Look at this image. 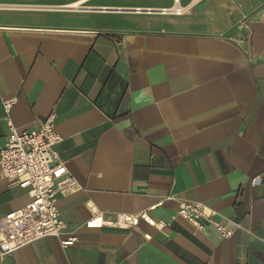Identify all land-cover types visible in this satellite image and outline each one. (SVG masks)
<instances>
[{
  "label": "crops",
  "instance_id": "crops-1",
  "mask_svg": "<svg viewBox=\"0 0 264 264\" xmlns=\"http://www.w3.org/2000/svg\"><path fill=\"white\" fill-rule=\"evenodd\" d=\"M73 1L0 0V150L16 97L19 131L54 115L78 182L58 197L61 236L0 264H264V0ZM177 6L187 12L154 11ZM29 201L0 172V218ZM181 201L233 235L196 230ZM94 204L168 226L87 228Z\"/></svg>",
  "mask_w": 264,
  "mask_h": 264
},
{
  "label": "built area",
  "instance_id": "built-area-1",
  "mask_svg": "<svg viewBox=\"0 0 264 264\" xmlns=\"http://www.w3.org/2000/svg\"><path fill=\"white\" fill-rule=\"evenodd\" d=\"M136 11H141V8ZM146 11L153 10L147 8ZM154 11L166 10L162 8ZM16 101V97L3 100V108L8 115L9 135L7 144L0 150V172L5 180L27 189L30 201L23 208L0 218V257L44 237H60L65 222L60 217L58 197L78 189L77 180L71 175L57 150L64 138L55 129L54 115L42 120L37 130L19 131L9 119ZM91 208L92 216L85 222L87 228L110 226L133 229L141 221L161 230L168 226L162 220L153 219L148 211L136 215L118 213L111 219H106L98 205H91ZM178 215L198 231L214 228L225 238L233 235L234 230L218 218L215 210L202 202L181 201ZM75 241L76 237H69L62 240L61 244L66 248Z\"/></svg>",
  "mask_w": 264,
  "mask_h": 264
},
{
  "label": "bare ground",
  "instance_id": "bare-ground-1",
  "mask_svg": "<svg viewBox=\"0 0 264 264\" xmlns=\"http://www.w3.org/2000/svg\"><path fill=\"white\" fill-rule=\"evenodd\" d=\"M87 0H76L71 2L69 5L72 7H76V8H80L84 5V3H86ZM69 8V7H68ZM166 11L165 12H161L162 14H169V13H174L176 15H182L184 14V12H187L188 7H173V8H163Z\"/></svg>",
  "mask_w": 264,
  "mask_h": 264
},
{
  "label": "rangeland",
  "instance_id": "rangeland-1",
  "mask_svg": "<svg viewBox=\"0 0 264 264\" xmlns=\"http://www.w3.org/2000/svg\"><path fill=\"white\" fill-rule=\"evenodd\" d=\"M124 4H142V5H169L171 0H113ZM185 0H183L184 2Z\"/></svg>",
  "mask_w": 264,
  "mask_h": 264
}]
</instances>
